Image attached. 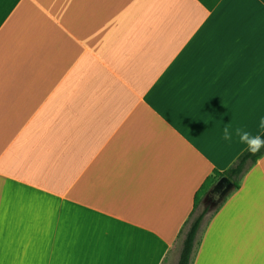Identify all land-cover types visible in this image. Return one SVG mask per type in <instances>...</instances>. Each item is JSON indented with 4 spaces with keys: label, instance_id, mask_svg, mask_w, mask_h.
Wrapping results in <instances>:
<instances>
[{
    "label": "crops",
    "instance_id": "obj_1",
    "mask_svg": "<svg viewBox=\"0 0 264 264\" xmlns=\"http://www.w3.org/2000/svg\"><path fill=\"white\" fill-rule=\"evenodd\" d=\"M261 115L264 0H0V264H177ZM192 264H264V157Z\"/></svg>",
    "mask_w": 264,
    "mask_h": 264
},
{
    "label": "trees",
    "instance_id": "obj_2",
    "mask_svg": "<svg viewBox=\"0 0 264 264\" xmlns=\"http://www.w3.org/2000/svg\"><path fill=\"white\" fill-rule=\"evenodd\" d=\"M262 157H264V149L254 156L249 154L245 149L229 169L224 172L214 171L206 179L195 195L193 211L189 220L186 222L184 229L180 232V238L182 237V242L177 264H192L199 233L207 223L209 217H211L217 211L219 205L224 202L223 200L216 206H207L206 208L201 209V203L204 197L208 195L215 183L220 178L227 177L234 183V190L239 189L244 176L258 163Z\"/></svg>",
    "mask_w": 264,
    "mask_h": 264
},
{
    "label": "clouds",
    "instance_id": "obj_3",
    "mask_svg": "<svg viewBox=\"0 0 264 264\" xmlns=\"http://www.w3.org/2000/svg\"><path fill=\"white\" fill-rule=\"evenodd\" d=\"M258 132H252L243 128L233 129L231 124L223 128L222 138L224 141H231L233 137H237L239 142L246 146V150L251 155H256L264 149V115H261L258 125Z\"/></svg>",
    "mask_w": 264,
    "mask_h": 264
},
{
    "label": "water",
    "instance_id": "obj_4",
    "mask_svg": "<svg viewBox=\"0 0 264 264\" xmlns=\"http://www.w3.org/2000/svg\"><path fill=\"white\" fill-rule=\"evenodd\" d=\"M234 183L227 177L220 178L215 185L210 190V196H216L218 198V203L222 202L233 190ZM216 204V205H217Z\"/></svg>",
    "mask_w": 264,
    "mask_h": 264
},
{
    "label": "flooded vegetation",
    "instance_id": "obj_5",
    "mask_svg": "<svg viewBox=\"0 0 264 264\" xmlns=\"http://www.w3.org/2000/svg\"><path fill=\"white\" fill-rule=\"evenodd\" d=\"M212 199V205H211V207H213V206H216V204H217V202H218V198L216 197V196H210L209 198H208V201H210Z\"/></svg>",
    "mask_w": 264,
    "mask_h": 264
},
{
    "label": "rangeland",
    "instance_id": "obj_6",
    "mask_svg": "<svg viewBox=\"0 0 264 264\" xmlns=\"http://www.w3.org/2000/svg\"><path fill=\"white\" fill-rule=\"evenodd\" d=\"M209 197H210V196H209ZM209 197H208V198H209ZM208 198L205 199V206H206V207L212 205V202H211L212 199H211L210 201H208ZM201 209H202V207H201Z\"/></svg>",
    "mask_w": 264,
    "mask_h": 264
}]
</instances>
